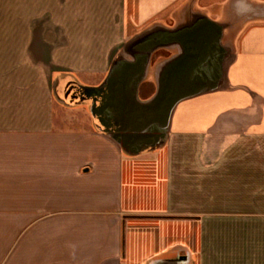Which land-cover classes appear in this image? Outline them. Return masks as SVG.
Returning <instances> with one entry per match:
<instances>
[{
	"label": "crops",
	"instance_id": "crops-1",
	"mask_svg": "<svg viewBox=\"0 0 264 264\" xmlns=\"http://www.w3.org/2000/svg\"><path fill=\"white\" fill-rule=\"evenodd\" d=\"M197 13L227 25L226 86L177 105L166 147L126 154L79 100L57 119L54 74L99 85ZM174 260L264 264V0H0V264Z\"/></svg>",
	"mask_w": 264,
	"mask_h": 264
},
{
	"label": "water",
	"instance_id": "water-1",
	"mask_svg": "<svg viewBox=\"0 0 264 264\" xmlns=\"http://www.w3.org/2000/svg\"><path fill=\"white\" fill-rule=\"evenodd\" d=\"M226 27L197 13L173 26L155 24L140 31L119 49L99 85L79 83L78 103L88 104L92 117L98 119L97 127L126 154L164 147L179 103L226 86V67L233 53V47L223 41ZM161 50L171 55L152 63ZM149 79L155 91L141 100L140 87ZM56 88L55 97L67 104L68 94L62 99Z\"/></svg>",
	"mask_w": 264,
	"mask_h": 264
},
{
	"label": "rangeland",
	"instance_id": "rangeland-1",
	"mask_svg": "<svg viewBox=\"0 0 264 264\" xmlns=\"http://www.w3.org/2000/svg\"><path fill=\"white\" fill-rule=\"evenodd\" d=\"M156 55H158V56H163V57H168V56L171 55V53L168 52V51H165V50L158 51V52L155 54L152 63L155 62V57H156ZM110 65H111V64H110ZM108 71H109V70H108ZM107 73H108V72H107ZM106 75H107V74H106ZM105 77H106V76H105ZM105 77L103 78V80L105 79ZM57 78L59 79V82L64 81V79H66V83H65L64 85H62V83L59 84V85H57V84H56V79H57ZM80 80H81V81H79V79L76 77V75H72V74H70V73H56V74H54V81H53V83H52L53 91H54L55 88L57 87V88H56V92H57V95H58L60 98L63 99V98H65V95L68 94V96H67V98L65 99V101H66L67 103H73V102H76V101L79 100V94H78V92H79V88H78L79 83H82V84L86 85L85 83H83V82H84V81H83L84 79L80 78ZM103 80H102V81H103ZM67 81H69V82H67ZM102 81H101V82H102ZM99 84H100V83H99ZM56 85H57V86H56ZM73 86L76 87V88L74 87V88H75L74 91H72ZM150 90H151V81H150V79H149V80L144 81V82L142 83L141 87H140V91H139V97H140V99H141V100H144V99H146L148 96H150V95H149ZM54 94H55V93H54ZM57 95H56V96H57ZM54 96H55V95H54ZM58 103L63 104L62 101L58 100V99L55 97V106L57 107V111H56V117H57V119L62 120V119H64V117H65V118H67V120L73 119V121L78 122L77 120H83V118L85 117V112H84L85 110H84L83 108H81V107H82L81 105H79V106H75L74 108H70L71 110H65V111H68V114H65L63 118L58 117V115H59L61 109H63V108H61V106H57ZM86 105H88V104H86ZM95 120L97 121V119H95ZM73 121L70 120L69 122L71 123V122H73ZM169 136H170V133H169ZM168 141H169V137H168L167 143H168ZM167 143L165 144L164 147H166V146L168 145Z\"/></svg>",
	"mask_w": 264,
	"mask_h": 264
},
{
	"label": "flooded vegetation",
	"instance_id": "flooded-vegetation-1",
	"mask_svg": "<svg viewBox=\"0 0 264 264\" xmlns=\"http://www.w3.org/2000/svg\"><path fill=\"white\" fill-rule=\"evenodd\" d=\"M67 82H69V81H67ZM74 87H75V86H73V89H72V91H74V89L76 88V87H75V88H74ZM79 93H80V91L78 92V94H79ZM97 121H98V119H97Z\"/></svg>",
	"mask_w": 264,
	"mask_h": 264
}]
</instances>
